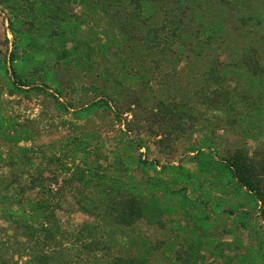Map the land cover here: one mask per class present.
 I'll return each instance as SVG.
<instances>
[{
  "label": "trees",
  "instance_id": "obj_1",
  "mask_svg": "<svg viewBox=\"0 0 264 264\" xmlns=\"http://www.w3.org/2000/svg\"><path fill=\"white\" fill-rule=\"evenodd\" d=\"M254 1L0 0V7L11 13L10 28L14 34L11 52L0 48V87L18 91L45 90L47 87L59 95L62 90L58 66L73 65L91 73L98 67L96 63H100V56L123 65L114 84L127 87L130 84L128 81L140 82L147 72L139 68L134 70L130 63L143 58L157 68V55L162 58L166 52H170L177 59L190 64L194 76L200 78L199 85H216L220 88L212 92L216 95L210 103L218 104L222 111L232 113L235 108L234 98L237 94L228 83L234 79L242 80L239 94L243 111L237 112L235 120L249 135L251 132H263L264 52H259L254 42L256 38L264 40L261 26L264 18ZM72 3L79 4L82 10L74 11ZM216 8L220 10L218 13H209ZM101 21L105 29L98 37L94 28ZM24 23L27 26L22 28ZM86 28L94 35L87 33ZM236 28L250 35L249 44L243 48L229 49L233 46L228 38ZM222 53L226 54V59ZM37 72L43 75L42 85L30 81ZM100 75L109 76L110 72L104 68ZM106 82L110 81L107 79ZM220 84L230 86L226 88ZM200 90L204 92L205 89ZM52 95L59 109L73 108L72 113L78 119L111 108L109 99L94 100L76 108L72 103L62 101L58 95ZM175 104L180 106L182 102ZM165 106L168 107L167 104ZM181 110L176 113L182 116L184 110ZM35 140L33 132L22 127L16 117L0 110V214L5 221L16 224L26 239L36 243L33 247L28 246L31 258L24 264H66L57 245L66 239V230L60 224L57 211L67 198L59 194L60 188L55 187L63 180L72 187L70 195L79 209L96 216L101 215L102 211L109 212L114 218V225L123 228H131L150 211L157 214L167 211L171 215L169 207L175 199L188 206L189 213L199 208L192 219L200 224L204 212L202 202L191 197L188 190L201 178L210 187L251 195L255 202L261 201L264 207V183L251 160L239 155L219 160L211 147L208 150L202 147L196 154V171L175 164L163 165L158 170L157 164L144 161L134 154L145 145L130 139L120 150L131 152L128 165L147 173V170L153 169L156 174L140 178L133 174L126 181L121 179V175L110 176L101 172L98 166L103 165L90 134L68 138L61 144V162L67 168V176L63 180L59 176L51 178L38 173L28 179L26 183L29 185L24 186L22 182L10 180L4 169L7 166L15 167L24 159L37 167L32 158L36 155L32 146ZM41 154L45 156L46 151ZM165 174L170 176L167 178ZM14 187L15 191L12 190ZM229 204L235 208L232 201ZM238 220L249 227L243 216ZM107 225L113 224L106 222ZM97 226L86 225L78 230L82 239H88L80 238L89 254L104 248L100 247L101 243L95 237L99 229ZM247 248L248 255L238 256L241 263L264 264L263 236L257 244ZM111 264L135 262L113 261Z\"/></svg>",
  "mask_w": 264,
  "mask_h": 264
},
{
  "label": "rangeland",
  "instance_id": "obj_2",
  "mask_svg": "<svg viewBox=\"0 0 264 264\" xmlns=\"http://www.w3.org/2000/svg\"><path fill=\"white\" fill-rule=\"evenodd\" d=\"M254 3L264 18V0H255ZM71 8L76 12L82 10L77 3H72ZM219 11L216 8L209 13ZM10 16L8 9L0 7V48L8 52L13 49L14 41ZM26 26L27 23H24L22 28ZM261 26L264 35V24ZM86 29L87 33L94 35ZM104 29L103 21L99 25L95 24L97 36ZM248 36L244 30L236 28L228 38L233 46L229 49L246 47L249 44ZM254 47L264 52V40L256 38ZM157 56L159 64L154 63L157 68L143 58L130 63L134 70L139 68L147 72L140 82L128 81L130 84L127 87L114 84L123 65L101 56L100 63H96L98 67L91 73L73 65L58 66L62 90L59 95L47 87L37 91L0 87V110L16 117L22 127L31 130L36 138L32 145L36 155L32 158L37 167L25 159L21 160L16 168L5 167L8 178L22 182L24 186L32 175L38 173L51 178L59 176L63 180L67 176V168L61 162V144L68 138L90 134L99 154L98 159L103 165H97L101 172L110 176L121 175V179L126 181L133 174L139 178L156 174L153 169L147 170V173L128 165L131 152L120 150L125 142L133 139L145 145L133 153L141 156L144 161L157 164L158 170L163 165L175 164L196 171L198 150L211 147L219 160L239 155L253 161L264 183V130L249 135L235 120L237 112L243 111L239 94L242 91V80L234 79L228 83L237 94L234 98L235 108L232 113H228L222 111L218 104L210 103L216 95L212 92L220 90L219 87L199 85L200 78L194 76L190 64L177 59L170 52H166L162 58ZM222 56L227 58L225 53ZM104 68L110 72L109 76L100 75ZM42 76L41 72H37L31 76L30 81L42 85ZM220 85L226 88L230 86ZM201 87L205 89L204 92L200 90ZM52 94L58 95L64 102L72 103L76 108L94 100L109 99L111 108L78 119L72 113L73 108L59 109ZM176 102H182V105L176 106ZM179 109L184 110L182 116L176 113ZM42 151H46L45 156L40 155ZM60 183L55 187L60 188L59 194L63 197L65 195L67 199L62 201L63 207L57 214L62 228L66 230V239L57 245L66 264H111L113 261L127 260L135 264H258L241 263L238 258L248 255L247 247L257 244L260 237H264V207L261 201L255 202L251 195L210 187L201 178V181L189 186L188 190L191 197L202 202L204 212L200 224L192 219L199 208L189 213V207L175 199L169 207L171 215L167 211L162 214L150 211L131 228H123L114 225V218L109 212L102 211L101 215L96 216L79 209L70 195L73 189L68 181ZM15 188L12 190L15 191ZM230 201L235 204V208L230 207ZM242 216L249 227L238 220ZM106 222L113 225L105 226ZM96 224L99 229L95 237L100 241V247L104 248L89 254L82 241L88 239H82L78 230ZM35 245V242L26 239L16 224L5 221L0 214V264L26 263L31 258L28 246Z\"/></svg>",
  "mask_w": 264,
  "mask_h": 264
}]
</instances>
